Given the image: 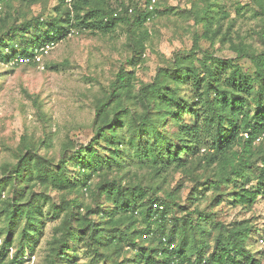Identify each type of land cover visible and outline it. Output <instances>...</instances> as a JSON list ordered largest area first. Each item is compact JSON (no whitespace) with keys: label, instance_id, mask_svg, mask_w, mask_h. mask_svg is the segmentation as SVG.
<instances>
[{"label":"trees","instance_id":"obj_1","mask_svg":"<svg viewBox=\"0 0 264 264\" xmlns=\"http://www.w3.org/2000/svg\"><path fill=\"white\" fill-rule=\"evenodd\" d=\"M45 1L0 0L1 63L32 60L39 48L71 33L108 35L122 27L131 50L126 61L136 67L150 38L146 22L178 13L174 6L158 9L155 0H128L117 6L109 0H59L46 14L26 16L23 7ZM201 1L182 10L203 28L192 35L189 50L174 52L172 62L137 89L134 70L121 66L93 99L87 144L75 147L67 140L55 161L44 152L51 138H23L17 161L0 165V264H22L23 252L33 251L45 205L52 217L63 213L56 227L59 243L46 264H79L71 250L75 242L91 253L89 264H264V257L248 247L256 230L248 220L230 226L217 221L212 210L195 206L186 212L174 191L159 196V185L125 184L118 174L129 166L145 168L154 178L180 171L194 181L191 203L206 198L209 189V205L219 204L224 188L232 189L228 193L234 204L251 208L257 199L264 203V0H252L257 8L246 7L258 18L260 47L233 40L234 19L222 30L228 13L219 0ZM201 38L228 45L222 55H215L201 48ZM244 59L250 66L240 63ZM38 186L42 190L36 191ZM47 188L60 192L59 204ZM85 194L93 206L84 202ZM209 241L212 250L206 251ZM128 251L133 256H127Z\"/></svg>","mask_w":264,"mask_h":264},{"label":"rangeland","instance_id":"obj_2","mask_svg":"<svg viewBox=\"0 0 264 264\" xmlns=\"http://www.w3.org/2000/svg\"><path fill=\"white\" fill-rule=\"evenodd\" d=\"M157 8L168 6L177 8L178 13H168L146 22L150 38L145 42L142 61L131 67L127 59L131 56L129 41L124 28H117L114 33L100 35L88 31L71 33L65 39L50 45L48 51L40 56L39 62H21L14 65L10 62H0V165L13 164L17 161L16 150L23 138L38 141L45 136L51 138V146L44 152L57 161L61 155V147L67 140L72 146L87 144L92 137V121L94 118L93 99L114 79L118 69L134 70V84L137 89L141 82H148L155 76L159 67L172 62L174 52L189 50L192 45L194 32L201 34V25H195L193 19L183 8H190L194 3L200 6L201 0H155ZM59 0H46L29 7H23L26 16L45 14L57 6ZM112 6L128 0H109ZM227 10L228 17L222 20V30L227 29L228 19H234L230 32L234 41L243 40L260 47L257 41L258 18L251 16L247 8H257L252 0H219ZM18 7V3H14ZM238 7V8H237ZM247 7V8H246ZM237 8V9H236ZM199 44L202 49L214 51L215 55H222L219 40L212 45L207 38H201ZM244 66H250L247 60H241ZM43 151V148L40 149ZM197 174L201 170L196 171ZM124 177L123 183L139 182L140 184L155 186L159 196L164 191H174L175 200L187 206L186 212L195 206L216 213V220L225 224L238 221H249L255 225L254 232L247 240L249 249L256 256L264 257V243L258 238H264V203L261 199L246 208L232 203L231 188H224L222 201L210 206L211 190L206 189V198L199 202H192V186L194 181L190 175L180 171L170 170L165 178H154L145 168L129 166L118 172ZM114 175L111 173L110 176ZM94 182L98 177H93ZM180 186L177 187V185ZM252 185L254 182L251 183ZM249 184L248 186H251ZM205 185L198 186L203 188ZM231 187V185H230ZM36 191L42 187H35ZM48 192V193H47ZM5 194L8 192L5 191ZM47 194L52 201L59 204L60 192L47 188ZM74 194L67 195L68 198ZM84 202L94 205L90 195L85 194ZM100 202H103L100 199ZM107 205V204H106ZM44 225L38 236L32 252H23L22 264H46L51 249L58 246L56 239L61 233L56 231L61 216L55 218L49 213L47 205ZM83 212V211H82ZM181 216L183 213H177ZM194 217V216H193ZM210 229L208 226L207 230ZM214 235V234H212ZM17 237V235H16ZM2 238H0L1 241ZM16 242V241H15ZM71 245V243H70ZM71 250L77 254L79 264H89L91 253L82 243L75 242ZM212 250L209 241L206 251ZM16 251V243L9 249V255ZM127 256H133L128 251ZM130 264V263H128Z\"/></svg>","mask_w":264,"mask_h":264},{"label":"built area","instance_id":"obj_3","mask_svg":"<svg viewBox=\"0 0 264 264\" xmlns=\"http://www.w3.org/2000/svg\"><path fill=\"white\" fill-rule=\"evenodd\" d=\"M151 8V6H150ZM50 45L49 44H46L45 46L39 48L38 51H36L35 55L32 57V60L30 57H22V58H19V60L21 62H29V61H33V62H39L40 61V56L44 53H46L49 49ZM164 240V238H162ZM258 242L259 243H264V238L263 237H259L258 238ZM179 264H187L186 262H179Z\"/></svg>","mask_w":264,"mask_h":264}]
</instances>
